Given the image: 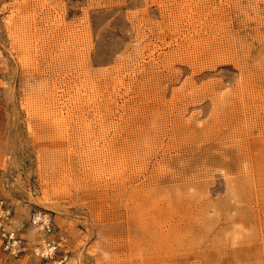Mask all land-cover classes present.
<instances>
[{
	"label": "rangeland",
	"instance_id": "1",
	"mask_svg": "<svg viewBox=\"0 0 264 264\" xmlns=\"http://www.w3.org/2000/svg\"><path fill=\"white\" fill-rule=\"evenodd\" d=\"M0 200V264H264V0H0Z\"/></svg>",
	"mask_w": 264,
	"mask_h": 264
},
{
	"label": "built area",
	"instance_id": "2",
	"mask_svg": "<svg viewBox=\"0 0 264 264\" xmlns=\"http://www.w3.org/2000/svg\"><path fill=\"white\" fill-rule=\"evenodd\" d=\"M7 213L4 211L3 202L0 200V257L5 259L16 258L20 255H24L28 251V247L25 244V240L21 237L17 230L11 228L7 221ZM38 217V218H37ZM39 218L38 215L33 217L32 225L40 227L46 235H51L52 226L49 221ZM60 241V243L58 242ZM49 239L44 243L43 248L37 252H33L35 256L41 259H46L50 254H54L60 247L61 241L64 239Z\"/></svg>",
	"mask_w": 264,
	"mask_h": 264
},
{
	"label": "bare ground",
	"instance_id": "3",
	"mask_svg": "<svg viewBox=\"0 0 264 264\" xmlns=\"http://www.w3.org/2000/svg\"><path fill=\"white\" fill-rule=\"evenodd\" d=\"M98 151V150H97ZM100 153V152H99Z\"/></svg>",
	"mask_w": 264,
	"mask_h": 264
}]
</instances>
